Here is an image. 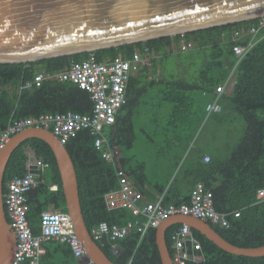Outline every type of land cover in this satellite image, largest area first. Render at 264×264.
Listing matches in <instances>:
<instances>
[{
  "label": "trees",
  "instance_id": "16d2710c",
  "mask_svg": "<svg viewBox=\"0 0 264 264\" xmlns=\"http://www.w3.org/2000/svg\"><path fill=\"white\" fill-rule=\"evenodd\" d=\"M251 21L195 30L183 36L176 34L146 40L144 43L159 58L168 55L175 46L179 49L182 39L192 41V49L202 51L203 63L192 79L178 76L156 79V58L153 55L148 64H143L130 77L126 103L117 113L114 124L104 130L109 140L120 148V165L131 185L141 193L151 189L163 194L164 204H179L189 201L196 183L201 182L210 189L215 209L227 214L228 224L209 223L221 237L239 247L264 245V199L257 197L258 190L264 189L263 30L259 31L258 41L239 61L232 50L237 41L244 43L248 38L233 39V30L237 25H247ZM139 47L140 42H135L95 52L98 59L106 55L128 58ZM85 56L86 52H80L33 61L0 62V133L13 119L65 111L88 113L92 104L88 92L71 81H44L31 91L19 89L20 83L31 79L38 67L51 73L65 68L72 59L80 60ZM229 76L234 84L230 91L219 97L221 111L207 115L205 105L214 99L215 87ZM155 86L160 93L155 107L162 112L152 118L155 131L144 135L157 151V162L149 174L146 162L127 156L125 149L131 148L136 138L133 128L135 108L144 102L141 98L150 95ZM229 112L235 113L244 124L229 153L224 156L219 151L198 149L192 153L190 145L196 140L202 124L212 117L221 124ZM158 139L165 144L157 145ZM64 146L74 165L80 208L87 228L103 221L121 226L131 220L133 216L128 209H108L105 206L103 195L118 187L116 170L95 148L89 130L80 129L65 141ZM28 151L48 164L44 182H38L26 192L27 219L33 234H38L42 210L51 203L62 212L67 209L54 154L50 146L37 137L24 139L10 154L3 171V193H6V183L22 173ZM205 154L209 156L208 161L203 160ZM49 183H56L58 189L49 190ZM235 211L239 212L237 216L233 214ZM179 226L173 224L165 230L164 239L170 254L173 252L171 235ZM190 231L201 245L202 258L200 261L189 258L185 264H264V255L232 254L197 230L190 228ZM95 242L114 264H162L152 229L145 231L141 238L133 227L123 239L109 240L103 236ZM112 243L117 245L116 251L112 249ZM45 246L47 252L57 254V260L50 262L46 252L41 257V264H80L68 244L48 240ZM186 246L190 252L191 244Z\"/></svg>",
  "mask_w": 264,
  "mask_h": 264
},
{
  "label": "built area",
  "instance_id": "2783aa9c",
  "mask_svg": "<svg viewBox=\"0 0 264 264\" xmlns=\"http://www.w3.org/2000/svg\"><path fill=\"white\" fill-rule=\"evenodd\" d=\"M248 20L252 21L247 25H237L232 32V38L236 40L248 37L244 43L237 41L232 47L238 61L258 41L259 31L264 32V14ZM183 34L180 33L181 36ZM144 42L140 41V47L128 58L106 55L98 59L95 50H89L86 51L84 58L72 59L69 65L61 70L50 73L43 67H38L31 79L20 83V90L31 91L44 81H71L88 92L92 103L90 111L85 114L65 111L13 119L0 133L1 150L13 135L31 127L50 130L61 143H65L80 129L89 130L95 148L102 150V157L112 162L116 170L118 187L103 195L106 207L126 208L134 217L121 226L103 221L91 227L90 235L94 240H99L103 236L109 240L123 239L133 227L140 233L141 238L145 231L154 230L163 220L176 215L191 216L221 226L228 224L227 214L215 209L211 190L201 182L196 183L191 190L188 202L164 204L162 198L154 201L145 200L131 185L127 174L119 165L118 148L104 135V128L114 124L119 109L126 103L130 77L139 70L143 60L153 52ZM193 45L192 41L182 39L179 49L187 52L193 48ZM233 84L234 80L229 76L215 87L214 99L205 105L207 115L221 111L219 97L222 93L230 91ZM203 160L208 161L209 156L205 154ZM23 165L22 173L7 182V191L3 198L10 227L15 236L11 264H40L41 244L51 238L66 242L76 257L83 258L84 247L67 212L51 208L43 210L40 213V233L33 234L27 219L26 192L37 183L47 163L42 158H26ZM57 187L54 183L49 185L52 190ZM257 197L264 199V189L258 190ZM233 214L237 216L239 212L235 211ZM171 240L173 248L171 264H185L189 258L193 261L201 260V245L193 237L187 224H180L172 233ZM188 243L191 244L190 252L186 246Z\"/></svg>",
  "mask_w": 264,
  "mask_h": 264
},
{
  "label": "water",
  "instance_id": "95a60500",
  "mask_svg": "<svg viewBox=\"0 0 264 264\" xmlns=\"http://www.w3.org/2000/svg\"><path fill=\"white\" fill-rule=\"evenodd\" d=\"M264 14V0H0V62L33 61L172 36L248 20ZM37 137L51 148L61 177L67 213L86 251L85 260L114 264L100 250L84 223L75 169L64 143L48 129L31 127L13 135L0 150V264H11L15 236L6 218L2 178L7 160L24 139ZM187 224L221 249L263 256L264 245L229 243L207 221L191 216L163 220L156 232L162 264L172 257L165 230Z\"/></svg>",
  "mask_w": 264,
  "mask_h": 264
},
{
  "label": "rangeland",
  "instance_id": "374dc122",
  "mask_svg": "<svg viewBox=\"0 0 264 264\" xmlns=\"http://www.w3.org/2000/svg\"><path fill=\"white\" fill-rule=\"evenodd\" d=\"M175 46L172 52L165 57L157 58V63L163 70L165 77L178 76L185 79H192L200 66L203 63L204 57L200 49H192L187 52L179 51ZM160 93L155 86L151 90L150 95L141 98L144 101L137 108L133 119V128L136 135L134 144L131 148L125 149L127 156H133L137 159L146 162V172L152 174V168L157 162L156 148L154 144L144 136L146 133L154 131V123L152 118L156 113L160 114L162 111L157 109L155 105L159 102ZM167 109L168 105L166 106ZM166 111V109H165ZM244 124L243 121L233 112L224 115V121L220 124L214 121V118H209L202 124L197 133L196 140L193 142L192 153L198 150H210L212 152L219 151L226 156L233 145L240 137ZM164 145V142H157V145Z\"/></svg>",
  "mask_w": 264,
  "mask_h": 264
},
{
  "label": "crops",
  "instance_id": "0c3cea01",
  "mask_svg": "<svg viewBox=\"0 0 264 264\" xmlns=\"http://www.w3.org/2000/svg\"><path fill=\"white\" fill-rule=\"evenodd\" d=\"M178 49V48H177ZM174 49H172V51H173ZM179 51H181L180 49H178ZM165 51H166V49H165ZM172 51H170V52H172ZM175 51V50H174ZM190 51V50H189ZM167 52V51H166ZM169 52V53H170ZM155 53L154 52H152V54L147 58V59H145V60H143V62L141 63V65H140V67L143 65V64H148L149 62H150V59H151V57H153V55H154ZM159 54H161V53H159ZM155 56V58H156V62H155V64H156V75H155V78L156 79H158V78H160V77H162V75H163V70H161V68H160V66L158 65V63H157V58H159V57H157V55H154ZM137 73V72H136ZM135 73V74H136ZM134 74V75H135ZM142 104H146V103H142ZM140 105H141V103H139V105L137 106V108L138 107H140ZM137 108H135L136 110H137ZM121 109V108H120ZM119 109V110H120ZM158 109V108H157ZM119 112V111H118ZM136 114H137V112H136ZM156 114H158V112L156 113ZM107 127H109V126H106L105 128H104V130L107 128ZM155 127V126H154ZM156 129V128H155ZM155 129H154V131H155ZM104 135H105V137L109 140V138L107 137V135H106V133H105V131H104ZM110 141V140H109ZM112 144H114L112 141H110ZM115 145V144H114ZM117 148H118V150H119V165H120V156H121V150H120V148L117 146V145H115ZM193 147V145H190V147ZM100 152H101V156H102V150H99ZM26 158H38V157H35L34 156V154L31 152V151H28L27 153H26ZM40 158V157H39ZM112 163V162H111ZM121 166V165H120ZM47 167H48V164H47V166L45 167V169H44V171H43V173L39 176V179H38V181H37V183L38 182H44V179H43V177H44V174H45V172H46V170H47ZM58 168V167H57ZM122 168V167H121ZM59 171V170H58ZM59 175H60V173H59ZM129 178V177H128ZM130 180V179H129ZM60 181H61V177H60ZM36 183V184H37ZM130 183H131V181H130ZM35 184V185H36ZM50 184H52V183H49L48 184V188H49V185ZM54 184H56V183H54ZM132 184V183H131ZM35 185L33 186V187H35ZM32 187V188H33ZM61 187H62V185H61ZM31 188V189H32ZM30 189V190H31ZM57 189H58V187H57ZM57 189H55V190H52V189H50L49 188V190H51V191H56ZM136 189V188H135ZM6 191H7V183H6ZM62 191H63V189H62ZM137 191H139L138 189H137ZM140 192V191H139ZM141 193V192H140ZM63 194H64V191H63ZM142 194V196H143V198L145 199V200H147V201H154V200H156V199H158V198H162V200H163V194L161 193V194H159L157 191H153V190H146L144 193H141ZM3 195H5V193H3ZM3 198H4V196H3ZM26 198H27V196H26ZM64 199H65V206L67 205L66 204V198H65V194H64ZM105 203V202H104ZM106 206V205H105ZM49 208H51V209H55L54 208V205L51 203L50 205H48V207L46 208V209H49ZM46 209H44V210H46ZM66 209H67V206H66ZM58 210V209H57ZM43 211V210H42ZM41 211V212H42ZM40 212V213H41ZM67 212V211H66ZM5 213H6V211H5ZM7 214V213H6ZM132 215V214H131ZM39 218H40V214H39ZM134 218V217H133ZM132 218V219H133ZM131 219V220H132ZM8 221H9V218L7 219ZM181 224V223H180ZM159 226V225H158ZM157 226V227H158ZM157 227L154 229V231L157 229ZM191 228V227H190ZM40 230V229H39ZM89 230V233H90V229H88ZM40 233V231L38 232V234ZM155 234H156V232H155ZM91 236V235H90ZM48 240H55V241H58L60 244H67L66 242H64V241H61V240H59V239H54V238H51V239H48ZM48 240H45V241H43L42 242V244H41V255H40V261H41V257H43V255H45V253L47 252V248H46V246H45V244H46V242L48 241ZM95 241V240H94ZM69 246V245H68ZM70 247V246H69ZM118 247H117V245L115 244V245H113V243H112V249L114 250V249H117ZM71 249V248H70ZM85 250V249H84ZM72 251V250H71ZM48 253V257L50 258V262H53V261H55V260H57L56 259V253L53 251V252H47ZM72 254H73V252H72ZM73 256H74V258H76L77 259V261L80 263V264H86V263H88V264H90L87 260H85V258H86V251H85V255H84V257L83 258H78V257H76L74 254H73ZM40 264H41V262H40Z\"/></svg>",
  "mask_w": 264,
  "mask_h": 264
}]
</instances>
